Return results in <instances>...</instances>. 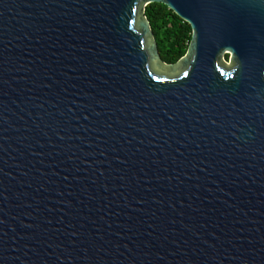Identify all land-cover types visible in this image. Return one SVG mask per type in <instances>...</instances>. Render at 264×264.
Here are the masks:
<instances>
[{
    "label": "water",
    "instance_id": "water-1",
    "mask_svg": "<svg viewBox=\"0 0 264 264\" xmlns=\"http://www.w3.org/2000/svg\"><path fill=\"white\" fill-rule=\"evenodd\" d=\"M0 264H264V0H0Z\"/></svg>",
    "mask_w": 264,
    "mask_h": 264
},
{
    "label": "trees",
    "instance_id": "trees-1",
    "mask_svg": "<svg viewBox=\"0 0 264 264\" xmlns=\"http://www.w3.org/2000/svg\"><path fill=\"white\" fill-rule=\"evenodd\" d=\"M144 13L161 59L167 64L176 63L187 51L191 40L190 25L161 3L147 5ZM225 58L227 60L228 55Z\"/></svg>",
    "mask_w": 264,
    "mask_h": 264
},
{
    "label": "snow or ice",
    "instance_id": "snow-or-ice-1",
    "mask_svg": "<svg viewBox=\"0 0 264 264\" xmlns=\"http://www.w3.org/2000/svg\"><path fill=\"white\" fill-rule=\"evenodd\" d=\"M185 75H187V73Z\"/></svg>",
    "mask_w": 264,
    "mask_h": 264
}]
</instances>
